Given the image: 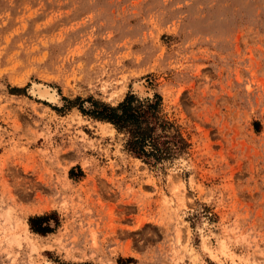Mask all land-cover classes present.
I'll use <instances>...</instances> for the list:
<instances>
[{"label": "rangeland", "instance_id": "1", "mask_svg": "<svg viewBox=\"0 0 264 264\" xmlns=\"http://www.w3.org/2000/svg\"><path fill=\"white\" fill-rule=\"evenodd\" d=\"M129 91L186 155L149 167L63 107ZM63 262L264 264V0H0V264Z\"/></svg>", "mask_w": 264, "mask_h": 264}, {"label": "trees", "instance_id": "2", "mask_svg": "<svg viewBox=\"0 0 264 264\" xmlns=\"http://www.w3.org/2000/svg\"><path fill=\"white\" fill-rule=\"evenodd\" d=\"M63 99L66 102L63 107L66 109L77 107L82 115L94 121L111 124L116 133L122 136L124 151L149 167L158 168L166 163H173L189 151L190 142L182 133L181 126L165 112L163 98L158 92L152 96L141 97L129 91L113 104L92 96ZM73 171L71 168L70 177H73ZM79 173L82 175L81 170ZM51 219L54 221L53 226ZM58 224L55 211L28 218L30 230L40 235L53 232Z\"/></svg>", "mask_w": 264, "mask_h": 264}, {"label": "bare ground", "instance_id": "3", "mask_svg": "<svg viewBox=\"0 0 264 264\" xmlns=\"http://www.w3.org/2000/svg\"><path fill=\"white\" fill-rule=\"evenodd\" d=\"M112 128L114 129V127L112 126ZM115 130V129H114Z\"/></svg>", "mask_w": 264, "mask_h": 264}]
</instances>
